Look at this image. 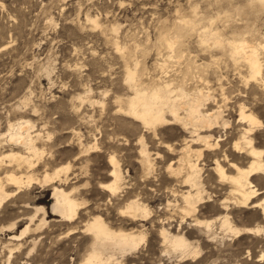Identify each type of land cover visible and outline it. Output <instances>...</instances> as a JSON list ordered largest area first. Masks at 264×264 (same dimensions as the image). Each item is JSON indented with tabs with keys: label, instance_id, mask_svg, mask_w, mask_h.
I'll return each mask as SVG.
<instances>
[{
	"label": "bare ground",
	"instance_id": "obj_1",
	"mask_svg": "<svg viewBox=\"0 0 264 264\" xmlns=\"http://www.w3.org/2000/svg\"><path fill=\"white\" fill-rule=\"evenodd\" d=\"M198 4L192 7L191 14H180L171 26H165L159 33L155 31L157 37L149 47L138 49L136 45L129 49L117 43L114 46L115 52L124 60L122 84L127 91L125 97L116 94V112L138 123L144 132L156 138L160 131L170 126L180 127L186 135L180 147L166 145L176 158L165 163L167 175L160 181V186L166 182L172 184L165 192L173 197V202L168 200L164 207L166 212L172 213L160 215L164 218L159 221L164 225L166 221L170 224L177 220L178 226L176 232L163 225L160 232L157 231L169 249L186 260L195 257L200 250L181 232L183 224L208 237L216 235L215 223L223 234L239 236L264 232V187H260L264 185V148L258 147L262 143L258 141L260 136L264 137L260 134L264 130V119L261 120L257 109L246 105L242 92L231 96L226 91V85L230 83L229 69L245 87L250 86V89L253 83L264 89V33L256 27V19L264 14V0H246L238 5L229 3L212 13L200 12ZM92 22L98 24L97 20ZM138 52L145 56L153 53L155 58L151 59L154 61L151 66L139 60ZM89 94H79L75 113L85 103L103 105L90 100ZM233 111L236 119L231 123L229 118ZM221 129L225 137L218 134ZM228 129L236 133L227 135ZM41 131L28 118L9 122L6 133L0 135V205L13 196L28 197L33 185L50 186L52 204L49 213L68 226L67 235L76 233L81 223V231L91 236L90 247L87 246L88 251L79 264H120L119 259L145 239L144 229L134 230L135 226H127L138 223L143 227V222L151 220L154 213L139 193H132L120 162L110 154L106 160L108 169L101 175L104 180L97 181V188L106 196L109 205L122 204L117 212L128 223L115 228L86 198L92 195L95 178L91 169L92 156L101 152L96 140H83L79 131L72 130L76 142L68 141L63 146L71 154L55 156L56 144L51 132L44 134ZM229 141L231 145L226 147ZM139 143L137 162L144 176H153L155 158L146 148L144 133ZM72 152L75 153L72 155ZM207 157L213 165V174L209 176L215 179V184H227L226 193L218 199L219 207L213 203L220 194L205 186L203 169ZM208 204L209 210L220 211L214 220L200 218L201 206ZM232 206L247 208L252 215H258L259 211L263 224L250 228L235 226L230 217ZM25 207L33 209L29 223L19 235H11L12 240H21L31 225L37 231L47 223L48 211L44 206L26 204ZM87 209L92 212L88 219L81 221V213ZM11 225L15 226V222ZM20 246L19 243L15 248ZM260 258L264 259L263 253Z\"/></svg>",
	"mask_w": 264,
	"mask_h": 264
},
{
	"label": "rangeland",
	"instance_id": "obj_2",
	"mask_svg": "<svg viewBox=\"0 0 264 264\" xmlns=\"http://www.w3.org/2000/svg\"><path fill=\"white\" fill-rule=\"evenodd\" d=\"M214 1L0 0V135L6 133L9 122L29 118L38 131L44 129L41 131L44 134L51 132L56 144L55 156L71 154L63 146L68 141L76 142L72 130L79 131L83 140L92 142L95 139L101 152L92 156L91 169L95 178L92 181V195L86 198L91 200L97 213L118 228L128 223L117 212L122 204L117 207L109 205L106 196L97 188V181L104 180L102 172L108 169L107 157L115 155L132 193H139L141 200L154 213L151 220L143 222V227L138 223L127 226H135L134 230L144 229L145 239L136 249L125 253L119 259L120 264H264V259L260 258L264 254V232L239 236L223 234L217 223L213 226L216 235L209 237L189 228L188 224L181 227V232L200 250L195 257L181 259L178 253L169 249L158 232L163 225L159 219L164 218L160 215L172 213L164 208L168 200L173 202V197L165 192L166 187L172 184L166 182L160 186V181L162 176L167 175L165 163L176 158L175 153H169L166 145L178 148L186 135L180 127L170 126L160 131L157 138L153 137L144 132L138 123L117 113L114 104L116 94L125 97L127 92L122 84L124 60L115 52V44L129 49L138 45V49H144L155 41L156 34L165 26H171L177 16L191 14L192 7L197 3L200 12L212 13L219 6L224 7L229 3L238 5L246 0ZM259 18L255 24L264 33V14ZM92 20H97L98 24L95 25ZM193 44L192 49L195 48ZM136 54L149 66L154 62L153 53L150 56L141 52ZM227 74L230 81L226 85L227 93L235 96L242 92L241 97L243 95L247 100L246 105L257 109L263 120L264 89L253 83L250 89V86L245 87L230 69ZM79 94H89L90 100L102 102L103 105L85 103L77 114L74 107L79 104ZM235 115L233 111L229 118L231 123H234ZM231 132L236 133L229 129L226 131L227 135ZM263 132L261 130L260 134ZM142 133L146 148L155 158L154 175H148V178L137 162ZM218 134L225 137L224 130L218 131ZM260 137L258 141L262 143L258 147L264 148V137ZM230 142L226 147L231 145ZM206 159L203 169L205 186L220 194L213 203L219 207L218 199L226 193L227 184H215V179L209 176L213 174L211 158ZM151 188L157 190L152 191ZM26 204L44 206L48 211L47 223L37 231L31 225L21 240H12L10 236L19 235L29 223L33 209L25 207ZM51 204V187L33 185L28 197L20 199L13 196L0 205V264H79L88 251L87 246L90 247L91 236L81 231V223L76 233L67 235L68 226L49 213ZM201 208V219L214 220L220 213L219 210H209V204ZM91 212L90 209L83 210L80 220L88 219ZM230 212L232 223L239 228L263 224L259 211L258 215H252L247 208L232 206ZM14 222L15 226H12ZM166 222L163 227L176 232L177 220L170 224ZM19 243L21 246L15 248Z\"/></svg>",
	"mask_w": 264,
	"mask_h": 264
}]
</instances>
